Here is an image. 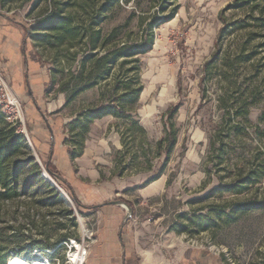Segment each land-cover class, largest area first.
I'll use <instances>...</instances> for the list:
<instances>
[{
  "label": "rangeland",
  "instance_id": "rangeland-1",
  "mask_svg": "<svg viewBox=\"0 0 264 264\" xmlns=\"http://www.w3.org/2000/svg\"><path fill=\"white\" fill-rule=\"evenodd\" d=\"M95 1L55 0L52 4L51 0H42L35 6L33 0L26 3L23 0H0V11L14 14L28 26H34L44 16L42 14L46 9L45 15L54 14L57 12L54 7H59L61 14L71 18L73 26L79 29L83 37L90 21H97ZM178 3L179 9L174 19L155 31L152 50L140 57L143 90L131 116L143 127L146 135L141 136L135 132L133 149L142 147L147 151L148 162L139 158L132 166L125 167L128 157L122 159L117 154L122 150L121 142L119 149L111 143L115 133L120 137L124 124H129L114 118L105 119L99 126H95L91 137L93 140L99 134L104 136L109 141L108 152H93L88 161L81 166L75 165V168H64L60 164L51 163L73 189L81 206L77 208L68 193L51 178L68 197L69 203L66 205L74 213L77 223L75 233L79 239L78 242L71 240L74 247L72 251H69L70 242L60 248L53 264L90 263L91 251L99 239L100 224L108 215L105 212L113 208H104L97 213L95 211L102 208V203L110 202H118L109 206H116L115 209L120 214L124 240L131 247L130 256H141L158 264H171L184 247H192L221 259L224 264H264V209L241 215L237 222L229 225L223 223V218H216V213L227 211L232 206L252 202L255 198L263 201L264 177L257 188L244 194L223 193L207 197L214 188L227 186L240 179L249 168L255 173L261 171L264 140L261 138L262 132H257L255 128L259 127L261 131L263 129L259 117L264 110V102L249 107L250 126L244 123V118L229 120L224 115L222 107L227 102L219 100L220 95L227 90L233 91H228V96L232 94V101L245 108L243 99L247 94L245 87L239 83L233 89L228 88L227 83L216 75V71H212L214 74L209 80L203 74V65L214 51L215 38L221 27L218 13L226 4L223 5L218 0H179ZM128 9L129 6L121 5L117 11L109 12L107 19L99 25L102 35L122 25L127 18ZM132 32L135 33L136 30L132 29ZM49 35L46 44L36 46L41 59L39 65L49 72L52 79L47 100L39 108L44 110L41 114L48 118L49 125L54 130L58 129L62 120L69 122L83 109L96 105L103 83L80 93L66 105V93L61 89L67 82L69 86L74 82L68 73L75 74L78 70L86 51L85 40L80 37L71 44L65 40L60 43L52 33ZM132 37L128 29L122 30L121 42ZM234 41L235 38L230 37L223 41V46L232 50ZM243 74L245 72L239 76L241 80H244ZM0 76L4 78L1 72ZM5 81L20 104L29 136L24 101L11 83L6 79ZM263 84H259L260 90ZM60 97L63 102L57 107ZM52 100L55 106L50 109L52 112H46V104ZM176 104H180L174 117L176 146L163 174L157 180L137 189L155 177L162 166L164 157H158L154 147L167 131L166 112ZM235 124L248 128L246 132L235 134L231 129ZM219 143L222 144L220 151L217 150ZM30 149L42 166L39 154L32 147ZM79 170L96 171L103 177L94 181L80 176ZM95 205L99 206L97 210L90 208ZM6 211L4 208L0 212V217L4 219L3 223L0 222V229L10 225L7 222L10 220L9 215H4ZM21 211L23 210L20 208L19 212ZM182 213L189 217L206 215L214 218V222L205 231H197L190 226L188 233H177L176 227L179 228L184 222L179 218ZM22 221L18 218L17 222ZM58 221L64 220L58 218ZM74 243L80 247L78 262H73L70 258L76 251ZM20 258L22 259L10 257L7 264L13 261L28 264L31 261L27 253Z\"/></svg>",
  "mask_w": 264,
  "mask_h": 264
},
{
  "label": "trees",
  "instance_id": "trees-1",
  "mask_svg": "<svg viewBox=\"0 0 264 264\" xmlns=\"http://www.w3.org/2000/svg\"><path fill=\"white\" fill-rule=\"evenodd\" d=\"M25 3L32 0H23ZM35 6L42 0H33ZM179 0H96L97 21H90L87 33L82 37L79 29L73 26L71 18L63 16L61 9L54 7L56 13H47L34 26L24 24L27 37L36 48L37 45L47 43L49 34H53L60 43L68 44L77 38L84 39L86 51L80 60L78 70L68 73L74 82L61 89L66 93V105L72 102L80 93L103 83L99 101L96 105L83 109L63 127V143L68 147L67 153L70 162L82 155L86 135L90 126L97 120L106 116L128 122L120 131L122 150L117 154L127 158L125 167L132 166L139 158L148 162L147 154L142 147L134 150V134L137 132L145 136V130L138 121L132 119V112L136 108L143 85L140 79V57L152 50L155 41V31L163 24L170 22L179 9ZM54 4L55 0H51ZM121 5L129 6L128 15L122 25L114 27L108 34L102 35L99 25L107 19L109 12L117 11ZM221 27L217 32L214 51L203 65V74L212 76V71L227 83L228 88L243 85L246 96L243 99L244 107L232 101V94L228 91L219 96V100L227 102L224 105V115L228 119L244 118L249 125V107L264 102V84L260 90V83H264V0H232L218 13ZM123 29H128L133 37L121 42ZM132 29L136 32L133 33ZM234 37V47L229 50L223 46V41ZM71 46V45H70ZM121 59V60H120ZM120 60V61H119ZM241 71V73H240ZM243 74V79L240 75ZM52 85L50 82L45 91L47 95ZM232 88V89H233ZM233 93V91H229ZM229 93V94H230ZM226 106V107H225ZM180 104L171 107L165 114L167 131L155 143L158 157L164 160L157 175L149 179L141 187L157 180L164 172L171 153L177 143V129L174 117ZM259 121L263 129L264 140V110ZM246 126L235 124L231 128L235 134L246 132ZM221 143L217 150L220 151ZM262 169L259 173L251 168L241 178L227 186L214 188L208 198L216 194L230 193L241 195L253 188H257L264 177V157L261 159ZM219 164H221L219 162ZM46 172L69 197L75 202L77 208L81 207L73 189L62 178L60 173L51 164L50 159L42 166L33 156L24 134L18 126L6 121L0 112V212L7 209L4 215H9L10 225L0 229V264H7L10 257L22 259L24 254L31 261L36 259L33 252L46 258L53 264L58 250L64 248L70 240L79 241L76 236L77 223L72 209L68 208L59 192L42 177ZM100 178L102 174L100 173ZM107 203H102L105 206ZM20 208L23 210L19 212ZM97 210L99 206H91ZM86 209H89L86 208ZM264 209V200L250 201L230 207L227 211L216 213L217 219L223 218V223L233 224L241 215ZM18 218L23 221L18 223ZM62 218L64 221H58ZM179 218L184 222L177 233H188L193 226L197 231H205L214 222V218L206 215L189 217L186 213ZM0 217V222H4ZM49 252V253H48ZM63 260V257H60ZM20 263L13 261L9 264Z\"/></svg>",
  "mask_w": 264,
  "mask_h": 264
},
{
  "label": "crops",
  "instance_id": "crops-1",
  "mask_svg": "<svg viewBox=\"0 0 264 264\" xmlns=\"http://www.w3.org/2000/svg\"><path fill=\"white\" fill-rule=\"evenodd\" d=\"M218 1L225 5L232 0ZM24 24L22 19H18L14 14L0 11V72L24 101L30 147L39 154L43 162L50 159L52 164H60L64 168L81 166L82 163L90 159L93 152H108L109 141L105 140L104 136L99 134L94 138L95 140H92L91 137L93 128L99 126L100 122L105 119L114 120L111 116H106L92 124L84 143L82 155L70 162L67 153L68 147L63 143V127L68 121L62 120L58 129L53 130L49 125L48 118H44V114H41V111L44 112V110H41L39 106L45 104L44 102L47 100L45 91L50 82V74L45 71V68L40 67V56L25 34ZM62 102L63 98L60 97L57 107H60ZM53 104V100L46 104L48 106L46 112H52L50 109L55 106ZM110 130L113 132L112 127ZM111 145L117 149L120 148V137L116 133ZM36 160L38 163L40 162L39 158ZM78 174L94 181H98L100 178L96 171L82 172L79 170ZM109 205L108 203L95 211L97 213L104 208H113L105 212L108 215L100 224L99 239L91 251L89 264H158L141 256L139 258L130 256L131 247L128 241L124 240V231L120 227V214L115 209L116 206ZM171 264H224V262L200 249L184 247Z\"/></svg>",
  "mask_w": 264,
  "mask_h": 264
},
{
  "label": "built area",
  "instance_id": "built-area-1",
  "mask_svg": "<svg viewBox=\"0 0 264 264\" xmlns=\"http://www.w3.org/2000/svg\"><path fill=\"white\" fill-rule=\"evenodd\" d=\"M0 112L4 115L7 122L16 124L18 126V129L24 134L28 145H30L21 114L20 104L16 97H14L11 93L5 79L2 76H0ZM69 242L71 244L69 251H72L74 247L72 246L71 240ZM35 255V260L40 261L42 264H51L49 260L40 256L38 253H35Z\"/></svg>",
  "mask_w": 264,
  "mask_h": 264
},
{
  "label": "water",
  "instance_id": "water-1",
  "mask_svg": "<svg viewBox=\"0 0 264 264\" xmlns=\"http://www.w3.org/2000/svg\"><path fill=\"white\" fill-rule=\"evenodd\" d=\"M30 147V145H29ZM35 159H37L35 157ZM42 177L45 178L47 181L50 182V184L59 192L60 196L63 198V200L65 201V203L68 205L69 203V200H68V197L64 194V192L56 185V183L51 179V177L46 173L44 172L42 174ZM109 204H118V202H110Z\"/></svg>",
  "mask_w": 264,
  "mask_h": 264
},
{
  "label": "bare ground",
  "instance_id": "bare-ground-1",
  "mask_svg": "<svg viewBox=\"0 0 264 264\" xmlns=\"http://www.w3.org/2000/svg\"><path fill=\"white\" fill-rule=\"evenodd\" d=\"M74 245H75V247H76V251L75 252H73L71 255H70V258L72 259V261L73 262H75V261H79V259H80V255H79V251H80V247L78 246V244H75L74 243ZM16 264H24V263H16ZM26 264V263H25ZM28 264H42L40 261H38V260H33V261H30V263H28Z\"/></svg>",
  "mask_w": 264,
  "mask_h": 264
}]
</instances>
